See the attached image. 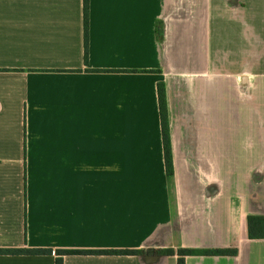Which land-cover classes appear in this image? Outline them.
I'll use <instances>...</instances> for the list:
<instances>
[{
	"label": "crops",
	"instance_id": "1",
	"mask_svg": "<svg viewBox=\"0 0 264 264\" xmlns=\"http://www.w3.org/2000/svg\"><path fill=\"white\" fill-rule=\"evenodd\" d=\"M249 215H264V0H90L88 63L84 0H0V248L178 264L158 250L236 247L186 264H264Z\"/></svg>",
	"mask_w": 264,
	"mask_h": 264
},
{
	"label": "trees",
	"instance_id": "2",
	"mask_svg": "<svg viewBox=\"0 0 264 264\" xmlns=\"http://www.w3.org/2000/svg\"><path fill=\"white\" fill-rule=\"evenodd\" d=\"M160 32V35L163 33ZM84 38H85V62L89 61V40H90V0H84ZM158 95L160 114L162 121V135L165 150L166 169L169 175L174 173V161L172 153V142L170 134V120L168 111V100L166 84H158ZM248 236L250 239H264V215L248 216ZM238 248H165L158 250L161 255H176L178 264H186V258L191 255H237ZM142 250L138 249H58L50 248H0V254H56L55 264H64V256L69 254H102V255H139Z\"/></svg>",
	"mask_w": 264,
	"mask_h": 264
},
{
	"label": "water",
	"instance_id": "3",
	"mask_svg": "<svg viewBox=\"0 0 264 264\" xmlns=\"http://www.w3.org/2000/svg\"><path fill=\"white\" fill-rule=\"evenodd\" d=\"M148 252H152V253H154L155 250H154V249H149ZM156 256H159V255H156ZM156 256L153 255V256H151L150 258H156ZM157 258H158V257H157Z\"/></svg>",
	"mask_w": 264,
	"mask_h": 264
}]
</instances>
